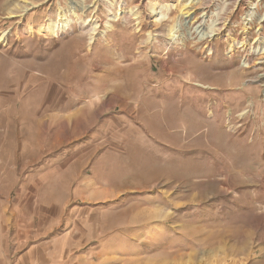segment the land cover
Instances as JSON below:
<instances>
[{"label":"rangeland","instance_id":"374dc122","mask_svg":"<svg viewBox=\"0 0 264 264\" xmlns=\"http://www.w3.org/2000/svg\"><path fill=\"white\" fill-rule=\"evenodd\" d=\"M189 2L0 0V264H264V0Z\"/></svg>","mask_w":264,"mask_h":264},{"label":"bare ground","instance_id":"6f19581e","mask_svg":"<svg viewBox=\"0 0 264 264\" xmlns=\"http://www.w3.org/2000/svg\"><path fill=\"white\" fill-rule=\"evenodd\" d=\"M75 4V3H74ZM199 5V3H197V2H195L194 3V0H190V2L188 3V6L190 7V9H192V8H194V7H197ZM189 7L188 8H185V9H183L182 11H179V13H181L182 14V16L183 15H187V14H189L190 15V13H189ZM188 10V11H187ZM186 11V12H185ZM150 12H151V17H155V16H158V12H157V8H155V4H153L152 6H151V8H150ZM164 18L165 16L164 15H161L160 16V19H162V18ZM188 17V16H187ZM247 17L249 18V20H252V12L249 14V15H247ZM264 18V14L261 16V17H259V19H257V22L258 23H260L261 21H262V19ZM159 19H155V21H158ZM177 28V26H175V29ZM173 30H174V27H173V29H172V31H171V33L173 32ZM178 29H176V31H177ZM175 31V32H176ZM198 31V30H197ZM196 32V31H195ZM198 33H204V32H201V31H198ZM206 36V35H205ZM171 37H173V35L171 36ZM201 37H203V35H201ZM200 39H202V38H200ZM259 46L257 47V49H255L253 52H252V56H254V59L253 60H251L250 61V59L249 60H247V65L245 66L247 69H250V68H253V67H255V66H257L258 64L260 65V64H262L263 62H261V63H259L257 60H263V58H264V38H259ZM233 46H234V44L233 45H229V50L230 51H232L234 48H233ZM260 79H261V77L259 78L258 76L257 77H255V79H251L250 81L251 82H259L260 81ZM262 87H264V85H262ZM245 113H242L241 114V116H243Z\"/></svg>","mask_w":264,"mask_h":264},{"label":"crops","instance_id":"0c3cea01","mask_svg":"<svg viewBox=\"0 0 264 264\" xmlns=\"http://www.w3.org/2000/svg\"><path fill=\"white\" fill-rule=\"evenodd\" d=\"M30 252L29 250L25 254H15L12 264H37L38 260L36 259V255ZM1 262L2 264H6V258H2Z\"/></svg>","mask_w":264,"mask_h":264}]
</instances>
